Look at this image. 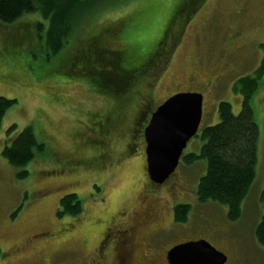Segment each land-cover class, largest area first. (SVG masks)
Wrapping results in <instances>:
<instances>
[{"label": "rangeland", "instance_id": "rangeland-1", "mask_svg": "<svg viewBox=\"0 0 264 264\" xmlns=\"http://www.w3.org/2000/svg\"><path fill=\"white\" fill-rule=\"evenodd\" d=\"M182 1L164 0L161 6L143 5L140 0L115 1L89 15L78 14L69 42L56 56L35 30L38 22L47 24L40 13L24 16L12 25L0 23V96L17 102L6 113L0 130V247L20 248L11 259L0 257V264H82L83 254L77 242L80 237L89 236L88 224L121 208H128L134 218L144 206H165L163 229L154 236H147L144 231L137 236L143 255L138 252L136 259L145 255L165 264V254L173 246L203 239L227 255L226 264H264V247L254 235L264 216L260 201L264 190V72L252 98L259 133L257 174L237 222L228 220L225 206L198 202L196 190L205 173L204 162L188 166L181 161L166 190L153 194L161 199L153 203L154 197H150L143 205L142 194L157 190L142 172L143 156L122 161L117 156L121 148L127 147L124 140L131 132L130 117L137 109L136 102L129 100V95L101 96L90 81L68 73L82 70L81 63L67 59L72 61L83 44L134 16L138 18L120 36L125 39L122 46L135 44L142 46L144 52L150 51L165 35L173 12ZM195 1L199 6L204 0ZM190 11H182L181 18ZM176 39L175 48L167 56L165 72L153 87L152 99L158 104L176 93L194 91L203 96L200 130L189 142L185 156L200 152L202 129L219 122L221 102L230 103L235 115L240 113L243 98L235 91V84L238 79L253 75L264 61V0H207L192 21L180 28ZM118 107L124 111V133H113L115 146L109 143L116 153L102 164L113 173H102L97 166L81 171L82 162L76 166L68 163L76 154L92 157L94 152L89 148L84 146L81 152L79 147L89 142L84 138L90 135V129L97 134L102 126L97 122ZM13 125L17 133L33 128L38 141L45 145L44 151L37 152L25 167L28 177L23 179L19 178L20 171L1 156L6 132ZM55 169L62 172L53 173ZM91 184L95 185L92 190ZM45 193L50 196L42 197ZM69 194L77 195L84 205L77 220L59 219L56 214L58 202ZM178 201L190 205L184 224L171 218L170 207ZM97 231L94 227L91 233ZM40 232L47 234H40L35 245L28 246L27 239ZM92 234L94 244L96 234L94 239Z\"/></svg>", "mask_w": 264, "mask_h": 264}, {"label": "trees", "instance_id": "trees-1", "mask_svg": "<svg viewBox=\"0 0 264 264\" xmlns=\"http://www.w3.org/2000/svg\"><path fill=\"white\" fill-rule=\"evenodd\" d=\"M115 1L126 3L130 0H0V23L12 25L24 16L40 13L47 24L38 22L35 30L50 53L56 56L69 42L74 29L73 22L78 14L89 15L97 9L111 6ZM205 1L207 0L196 6L195 0H183L173 12L165 35L148 52H144L140 45L122 46L125 39L120 36L138 16L130 18L120 26L108 27L92 41L83 44V48L72 61L68 57V62L81 63L83 67L82 70H70L68 73L84 78L86 82L90 81L96 93L101 96L129 95L128 99L135 102V94L147 86L146 82L152 83V78L155 80V75L163 68L168 54L177 43L180 28L192 21ZM188 9L191 11L181 18L182 11ZM178 20L181 23L177 24ZM113 44L117 46L113 47ZM119 44L121 47H118ZM263 72L264 61L253 75L237 80L235 91L243 98L240 113L235 115L230 103L221 102L218 105L219 122L202 129L200 152L190 153L182 158L188 166L197 162L205 163V173L196 190L198 202L225 206L228 210L227 218L231 222L241 219L242 206L256 179L259 133L252 98L259 87ZM16 103V100L0 96V130L6 113ZM44 146L38 141L33 128L27 127L17 133L16 126L13 125L6 132L1 156L20 171L19 178L23 179L28 177L25 167L34 160L37 152L44 151ZM260 201L264 204V190L260 194ZM20 210L21 208L12 215L13 219ZM83 211L84 205L80 198L69 194L60 199L57 216L75 219ZM189 213L190 205L177 207L176 223H186ZM254 235L257 243L264 247V216L256 226Z\"/></svg>", "mask_w": 264, "mask_h": 264}, {"label": "flooded vegetation", "instance_id": "flooded-vegetation-1", "mask_svg": "<svg viewBox=\"0 0 264 264\" xmlns=\"http://www.w3.org/2000/svg\"><path fill=\"white\" fill-rule=\"evenodd\" d=\"M165 67L166 66L164 64L163 68H161V70L158 71V74L155 75L157 78L154 82H146L147 86L144 87L143 90L135 94L134 99L137 109L135 113L130 117L131 132L128 133V135H130L128 136L127 140H124L127 147L125 148V150H122L121 148L120 153L117 154V156L120 158V161L123 160L122 158H124L125 160H129L143 156V162L141 164L142 172L145 175V178L148 180V184L150 183V185L153 186L154 189H157L149 190V192L147 193L148 195L146 193L142 194V204L144 203L143 205L149 202L150 197H154L153 203H156L154 201L156 199L160 200V197H155V195L153 194H159L160 190H166L167 183H169L173 177L172 175L162 185H156L150 181L148 173L146 171L147 161L145 129L149 125L153 113L156 112V110L169 97L172 96H169L158 104H156V102H154V100L152 99V90H154L153 87L158 82L159 76H162V74L165 72L163 71ZM122 110L123 109L119 107L110 110L109 114H107L105 118L97 122L96 125H102L100 126L98 133L93 134L90 129V135L84 138V140H89V142L84 144L83 146H80L79 149L81 152H83V150L85 149L84 146L89 148L91 150V153L94 152L91 158L86 159L83 158L82 155L76 154L74 157L69 158L68 163H70L72 166H76L75 163L79 164V162H82L83 166H81L79 170L97 166L102 173H113L111 169L106 171V167L102 164L108 163L109 160H111L110 157L115 155L116 153L112 147V144L109 143L113 142V145L115 146L116 141L111 140V138L117 135L121 136L122 133H124L122 131V124L125 122V116L124 111ZM113 118L116 121H114ZM113 133L117 134L114 136ZM77 135L79 136V133H77ZM106 166L110 167V164H106ZM54 172L57 173L62 171L55 169L53 173ZM94 186L95 185L91 184V190ZM145 188L147 190L149 189L147 185L145 186ZM146 189L144 191H147ZM45 195L50 196V194L45 193L44 195H42V197H44ZM182 205L187 204L180 201L172 203L170 207V210L172 212V221L175 220V209ZM164 208L165 206H162V208L160 209H154L152 208V206H150V208L144 206V208H142L143 210H141V212L139 213H136L137 215L134 218L132 217L133 213L128 208H121L112 215L95 218L92 224H88L87 232L89 236L84 235L80 237L77 242L78 247L83 254L82 264H158V262L160 261L159 259L145 258V255L142 256V258L140 257L141 259H136V254L139 255L138 252L143 255L142 250L139 248L141 241L137 238V236L142 231H144L147 236H154L157 232L163 229L162 220L164 218ZM80 217L81 215L75 219L71 217L63 218L77 220ZM94 227H96L98 231L92 234L91 230ZM40 234L47 233L40 232L30 236L27 239V245L30 247L34 246L37 241L36 239ZM91 234L93 236V239L95 238L94 234H96V240L94 244H92V241L90 239ZM19 249L20 248L18 247V245L12 246L6 250H3L0 247L2 259H11L13 254H18ZM166 258L167 252L164 257V263L168 264Z\"/></svg>", "mask_w": 264, "mask_h": 264}, {"label": "water", "instance_id": "water-1", "mask_svg": "<svg viewBox=\"0 0 264 264\" xmlns=\"http://www.w3.org/2000/svg\"><path fill=\"white\" fill-rule=\"evenodd\" d=\"M203 118V96L179 93L153 113L145 129L147 173L151 182L164 184L176 171L184 150L198 134ZM193 246H197L193 248ZM168 264H226L227 255L206 240L172 247Z\"/></svg>", "mask_w": 264, "mask_h": 264}, {"label": "snow or ice", "instance_id": "snow-or-ice-1", "mask_svg": "<svg viewBox=\"0 0 264 264\" xmlns=\"http://www.w3.org/2000/svg\"><path fill=\"white\" fill-rule=\"evenodd\" d=\"M140 2L143 5H148V6H161L164 3V0H140ZM197 246H193V248H196Z\"/></svg>", "mask_w": 264, "mask_h": 264}]
</instances>
